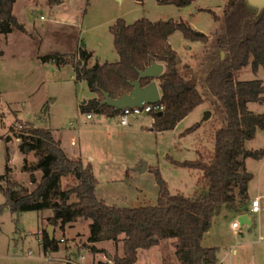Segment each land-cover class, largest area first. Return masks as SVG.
<instances>
[{"label": "rangeland", "instance_id": "1", "mask_svg": "<svg viewBox=\"0 0 264 264\" xmlns=\"http://www.w3.org/2000/svg\"><path fill=\"white\" fill-rule=\"evenodd\" d=\"M119 1L66 0L50 4L47 0H18L15 12L27 30L16 28L7 34L0 33V174L4 173L7 163L13 167V176L24 186L29 189L36 187L42 171L36 170L34 176L23 171L26 154L20 149L21 140L13 134L7 140L9 136L6 138L4 133L11 131L13 126L16 129L26 125L41 126L51 128L55 136L62 139L61 144L70 156L82 155L84 161L92 164L98 179L97 194L109 204L121 207L156 204L160 196L155 173L157 167L173 193L191 195L201 190L202 171L176 165L169 155L179 160L208 159L215 148L216 126L222 127L227 123L225 109L208 93L204 71L213 65V61L218 62L222 55L218 39L226 28L222 30L224 23L220 19H225L228 0L197 3L193 9L159 4L156 0L143 3L138 0ZM24 3L27 9H24ZM143 16L153 20L183 17L194 28L210 36L208 42L186 39L180 30L170 36V43L183 53L179 66H193L197 73L194 75L200 80L198 86L205 95L202 106L181 126L190 125L196 119L203 123L196 135L200 140L198 146L191 145L195 139L183 140L175 131L165 134L153 131L154 126H150L153 114L133 116L127 125L120 124L117 115L99 117L97 113L95 117L88 118L80 104L100 94L92 91L85 79H77L72 64L59 65L53 60L43 59L44 55L54 51L65 52L68 57L75 54L78 59L83 42L89 44L83 47L93 51L90 64L118 58L110 26L119 17L133 22ZM238 77H259L264 81V66L254 71L249 64L241 69ZM250 108L264 112V103L251 102ZM208 109L212 114L206 118ZM183 134L187 133L184 131ZM246 146L250 149L264 148V131L258 129L256 136L247 140ZM13 152H19L21 158L10 163ZM27 156L31 161L39 157L34 151ZM145 162L148 166L142 170ZM247 167L254 173L249 183V194L263 193L262 209L259 212L249 210L247 214L252 221H246L238 231L234 229L233 222L240 221L242 211L224 207L215 216L211 228L204 235L203 244L218 247L217 264H264V157H248ZM2 182L6 184L5 180ZM77 183L78 179L70 175L62 178L59 188H72ZM54 198L57 197L54 195ZM76 198V193H72L69 201ZM251 199L247 203L248 209ZM5 201L6 196L0 191V203ZM54 214L53 208L18 213L7 208L0 212V264H67L68 258L81 264L83 253L82 264H114L115 256L124 254L123 240L102 239L98 245L97 241H89L91 219L80 217L63 224L61 219H52ZM50 227L62 249L48 256V252L42 249V242L44 231ZM174 240L166 238L159 244L140 248L139 258L134 264H180ZM92 244L98 250L92 251Z\"/></svg>", "mask_w": 264, "mask_h": 264}, {"label": "trees", "instance_id": "2", "mask_svg": "<svg viewBox=\"0 0 264 264\" xmlns=\"http://www.w3.org/2000/svg\"><path fill=\"white\" fill-rule=\"evenodd\" d=\"M16 1L0 0V33L7 34L16 28L27 30L14 13ZM47 1L55 4L61 0ZM156 1L184 7L194 0ZM225 20L226 32L218 42L226 54L221 55L209 70L205 81L225 109L227 123L215 130V148L208 159L179 160L169 155L176 165L202 171L201 190L191 195L173 193L157 167L155 173L160 196L156 204L135 207L109 204L97 194L98 179L92 164H86L82 155L70 156L61 144L62 139L57 138L51 128L26 125L16 129L13 126L15 134L22 137L20 149L26 154L21 169L33 176L39 169L42 177L36 187L29 189L13 176V167L6 163L4 173L0 174V191L6 196V201L0 203V212L7 208L14 213L53 208L52 219H61L63 224L80 217L91 219L90 242L123 240L124 254L116 255L114 264H134L140 248L159 244L166 238L175 239V253L180 264H217L218 247L204 245V235L224 207L247 211L249 183L254 177V173L248 170L247 158L264 157L263 147L250 149L246 146L247 140L254 138L258 129L264 131V112L250 108L251 102L264 103V81L259 77H238L241 69L249 64L254 71L264 66V10L257 14L246 6L245 0H228ZM110 30L120 56L118 60L90 64L93 51L83 46L78 51V59L75 54L68 57L61 51L43 57L59 65L72 64L77 79H85L91 90L100 94L80 104L83 112L119 114L121 109L104 102L105 92L114 97L129 92L133 88L131 81L139 79V69L153 61L166 64L165 71L158 77L162 93L159 103L164 104V108L154 112V129L175 128L180 120L204 102V93L180 71L182 57L170 43V36L180 30L186 39L208 42V33L194 28L183 17L153 20L143 16L133 22L119 17ZM151 80L141 79L144 85ZM199 125L197 122L185 132H192ZM10 139L11 136L7 138ZM33 151L39 156L36 161L27 156ZM70 175H74L78 183L72 188L60 189L62 178ZM72 193H76L77 198L69 201ZM42 245L45 252L60 249L59 240L49 228L44 231ZM91 249L98 250L95 244ZM67 264L79 263L68 258Z\"/></svg>", "mask_w": 264, "mask_h": 264}, {"label": "water", "instance_id": "3", "mask_svg": "<svg viewBox=\"0 0 264 264\" xmlns=\"http://www.w3.org/2000/svg\"><path fill=\"white\" fill-rule=\"evenodd\" d=\"M246 6L255 11L257 14H261L264 10V0H245ZM86 45V42H83V46ZM225 51H222V56L224 57ZM165 63L162 61H153L151 64L146 66L143 69H139V79L132 80L131 83L133 88L126 93L118 97L112 96L109 92H105L104 102L112 106H115L119 109H122L127 106L142 105L144 102L157 103L162 99V93L160 84L158 82V77L165 71ZM142 78H151V82L144 85L142 84ZM87 99L83 100L86 102ZM206 118H209L212 114L210 109L206 110ZM99 117L102 114H98ZM63 134L61 133V137ZM148 164L145 162L142 166V170L147 168ZM240 221L244 224L246 221L251 222L247 213H243L240 216ZM50 233L53 234V229L49 228Z\"/></svg>", "mask_w": 264, "mask_h": 264}, {"label": "crops", "instance_id": "4", "mask_svg": "<svg viewBox=\"0 0 264 264\" xmlns=\"http://www.w3.org/2000/svg\"><path fill=\"white\" fill-rule=\"evenodd\" d=\"M62 1H66V0H61L60 2H62ZM124 1H126V0H124ZM124 1H119V2H121V3H124ZM146 1V0H145ZM145 1H140V2H145ZM210 0H208V1H203V0H194L193 1V3L192 4H190V5H188V6H184V7H181V8H187V7H190L189 9H193V6L195 5V4H197V3H202V2H209ZM215 1H219V0H215ZM42 3H45V2H43V1H41ZM17 3H18V0L16 1V3H15V5H14V13L16 14V12H15V7H16V5H17ZM25 7H24V9H27V4L26 3H24L23 4ZM194 11V10H193ZM16 16H17V18H18V20H19V17H18V15L16 14ZM223 23H224V26H222V30H224L225 28H226V20L223 18H221L220 19ZM20 21V20H19ZM21 22V21H20ZM23 23V22H22ZM24 24V23H23ZM26 27V26H25ZM27 29V28H26ZM170 40H171V37H170ZM87 44V47H88V43H86ZM172 46L175 48V46H174V44H172ZM185 46H189L188 44H185ZM94 50H96L95 48H93ZM176 49V48H175ZM178 52H179V54L181 55V57L183 56V53H180V51L178 50V49H176ZM117 53H118V51H117ZM119 53H118V58H115V59H113V60H111V61H115V60H118L119 59ZM183 58V57H182ZM91 61V60H90ZM89 61V62H90ZM212 63V62H211ZM210 63V64H211ZM217 64V62H214L213 61V65H209L207 68H206V70L204 71V73H205V77L207 76V73L209 72V70L212 68V67H214L215 65ZM74 67V66H73ZM179 69H180V71L184 74V75H186L191 81H193L194 83H196L197 84V86H198V82L200 81L199 80V77H196V75H194V72H195V74H197L196 73V70H194V68H193V66H190L189 64H184L183 66H179ZM205 85H207L206 84V82H205ZM199 87V86H198ZM209 91V90H208ZM208 93H211L214 97H215V101L217 102V103H219V101L217 100V98H216V96L211 92V91H209ZM204 103V102H203ZM203 103H201V104H199L194 110H192L186 117H184L182 120H180L179 122H178V124L176 125V127L175 128H172V129H166V130H161V131H159V130H156V129H154L153 131H156L158 134H165V133H167V132H169V131H172V132H176L178 135H181L182 137H183V140H187L188 138H190V141H192L193 139H195V141L194 142H191V145H192V143H194V145H196V146H198V144H199V142H200V140H197V133H200V131H201V129H202V127H203V123L202 122H200V120L198 119H194L195 121H192V123L190 124V125H186V126H184V127H181L184 123H185V121L187 120V119H189L190 117H191V114L192 113H194L195 112V110L200 106H202V104ZM102 115H104V114H102ZM99 116V115H98ZM197 122H199V126L194 130V131H192V132H189V133H187L186 135H184L183 134V132L188 128V127H190V126H192L193 124H195V123H197ZM121 124V123H120ZM127 125V124H126ZM150 126L152 127L153 126V124H152V122H151V124H150ZM218 127L216 126V128H215V130L217 129ZM215 132V131H214ZM183 134V135H182ZM199 135V134H198ZM60 136H61V134H60ZM201 144V143H200ZM200 146V145H199ZM196 149H198V148H196ZM164 151H166V150H163V152ZM198 153H199V151H197ZM84 159V158H83ZM85 163H88V162H86V161H84ZM95 172V171H94ZM97 189H98V185H97V188H96V191H97ZM263 196V193H260V194H256V195H250V199H251V197H252V199L254 198V197H256V196ZM250 199H249V201H250ZM252 199H251V202H250V207H249V209L245 212V213H247L249 210H251V204H252ZM248 201V202H249ZM242 214L244 213V212H241ZM98 242L99 241H97V245H98ZM15 249H17V248H15ZM42 249H44L43 247H42ZM62 249V248H61ZM61 249H59V250H57V251H48V256H50V255H55V254H53V253H56V252H60L61 251ZM45 251V250H44ZM234 251L236 252L237 251V249L235 248L234 249ZM52 252V253H51ZM52 257V256H51ZM84 258H85V253H83L82 254V260L84 261ZM67 261V260H66ZM83 261H82V263H83ZM79 264H80V262H78ZM81 263V264H82Z\"/></svg>", "mask_w": 264, "mask_h": 264}, {"label": "built area", "instance_id": "5", "mask_svg": "<svg viewBox=\"0 0 264 264\" xmlns=\"http://www.w3.org/2000/svg\"><path fill=\"white\" fill-rule=\"evenodd\" d=\"M164 108V104H160L159 102L157 103H150V102H144L142 105H135V106H127L124 107L120 110L119 114L117 116L119 117V123L126 125L130 123L131 117L133 116H139L142 114H149L153 116V121H155V115L154 112L157 110H161ZM97 113L89 112L87 114L88 118L95 117ZM6 138L10 135L13 134L15 137H17L19 140H21V136L15 135L13 133V130L8 131L4 133ZM72 143H75V140H72ZM21 158V154L19 152H13L10 155V163H14V161H17ZM262 209V204H261V196H256L252 199V204H251V211L253 212H259ZM242 226V223L239 220H235L233 222V227L236 231L239 230V228Z\"/></svg>", "mask_w": 264, "mask_h": 264}, {"label": "bare ground", "instance_id": "6", "mask_svg": "<svg viewBox=\"0 0 264 264\" xmlns=\"http://www.w3.org/2000/svg\"><path fill=\"white\" fill-rule=\"evenodd\" d=\"M120 1H124V0H120Z\"/></svg>", "mask_w": 264, "mask_h": 264}]
</instances>
